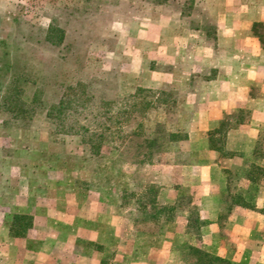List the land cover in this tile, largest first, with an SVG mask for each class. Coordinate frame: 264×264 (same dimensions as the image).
Wrapping results in <instances>:
<instances>
[{"label": "rangeland", "instance_id": "1", "mask_svg": "<svg viewBox=\"0 0 264 264\" xmlns=\"http://www.w3.org/2000/svg\"><path fill=\"white\" fill-rule=\"evenodd\" d=\"M194 1V16L185 17L179 15L175 0L163 4H155L152 0H0V198L11 201L15 191L11 186L18 180V171L23 170V182L30 187L28 191L33 196L38 199L51 196L55 202L49 205L54 209L63 207L60 209L66 213L76 212L81 219L78 222L71 219L51 222L49 228L57 229L58 234L53 232L49 237L52 248L47 253L41 250L42 231L36 232L35 228L39 264H50L49 258H52V264H205V258L197 250L214 254L210 252L212 245L207 235L210 233L209 222L199 218L195 203L197 190L189 186L194 182V174H182L176 195L179 204L165 203L162 193L166 184H177L169 170L160 165L162 161L174 160L171 154L163 156L162 151L170 146L177 148L165 143L171 130L176 129L178 113L188 117L194 109H183L174 103L160 106L155 101L156 94L149 92L123 99L133 83L125 71L129 65L126 63L121 71V61L132 58L136 66L135 54H129L130 41L146 35L145 31L138 30H145L141 22L156 14L179 17V28L190 37L200 39L201 33L195 31V26L204 21L210 7L220 6L223 0ZM84 8H89L88 14L80 11ZM52 20L73 32L79 49V54L71 56L67 67L56 64L57 75L64 71L70 79L79 74L80 64L87 56V68L82 71V78L96 88L95 99L84 112L80 111L81 114L69 113L59 118L45 117L40 105L20 115L6 111L1 106V98L13 86L12 78L24 69L35 80L43 74L45 99H56L58 87L52 84V65L59 53L56 48L36 42L37 32L45 29ZM208 24L213 26L212 22ZM254 27L260 36H264L262 24ZM149 30V37H160L150 27ZM204 41L202 39V43ZM202 66L203 70L209 68ZM180 68L187 73V65ZM32 90L33 86L28 84L27 94L21 97H28ZM168 97L176 99L177 91L169 89L163 95V98ZM101 100L109 103L107 108L95 109ZM241 114L242 118L248 115L246 112ZM74 120L89 125L90 129L96 128L98 120L106 122L109 129H105L106 139L99 154L90 152L89 145L75 134L82 129L71 125ZM226 127L227 124L223 126ZM256 151L264 153V130L260 133ZM12 161L23 168H11ZM185 161L181 157L179 162ZM238 169H225L227 187L223 195L226 202H230L229 206L226 203V210L232 203H243L246 197L252 198L257 193ZM247 175L264 183V169L256 165L248 169ZM70 195L80 199L82 205L65 206ZM100 207L103 215L96 216ZM113 214L117 215L115 224L112 223ZM223 216L219 223L224 227L226 215ZM30 222L25 219V223ZM72 223L82 224L89 235H76V226ZM32 234L28 242L32 240ZM28 242L21 248L25 247L24 253L18 251L20 256L15 264H32L23 261L26 256L30 260L31 254L27 251L32 249V244L28 248ZM252 255L247 260L242 259L241 252L236 255L237 260L217 255L226 258L227 262L214 264H235L237 261L238 264L242 261L264 264V254Z\"/></svg>", "mask_w": 264, "mask_h": 264}, {"label": "crops", "instance_id": "2", "mask_svg": "<svg viewBox=\"0 0 264 264\" xmlns=\"http://www.w3.org/2000/svg\"><path fill=\"white\" fill-rule=\"evenodd\" d=\"M208 14L216 25L214 39L207 38L199 28L194 30L201 33L200 39L190 37L184 29L179 28V17L156 14L146 18L141 22L145 30L138 29L145 31L144 38L130 41L129 54H135L137 64L133 65L132 58H127L121 61V71H124L127 63L129 68L125 71L133 83L128 95L138 88L163 92L174 89L177 91L176 99L168 97L159 105L174 103L183 109H194L188 117L178 113L176 129L171 130L170 138L165 143L177 148L170 146L162 151L163 156L171 154L174 160L162 161L161 167L169 170L170 175L177 179L176 186L168 183L162 188L164 202L179 204L176 195L182 174H194V182H190L189 186L197 190L195 203L199 218L209 222L210 233L207 235L212 245L210 252L234 260L241 252L242 259L247 260L251 254H264V183L247 175L253 165L264 169V153L256 151L260 133L264 130V36H260L254 27L258 23L264 26V0H223L220 6L210 7ZM149 27L160 37H149ZM202 39H205L203 43ZM184 64L188 66L187 73L180 68ZM202 65L209 68L203 70ZM242 112L248 115L242 118ZM222 123L223 126L227 124L226 129L216 131ZM181 157L186 161L179 162ZM11 164V168H23L16 166L14 161ZM236 168L257 193L252 198L246 197L243 203H232L230 209L226 210L227 202L223 195L227 187L225 169ZM22 171H18V180L11 186L15 190L11 201L0 198V264L17 262L20 256L18 251L24 253L25 247L21 248L30 239L31 232L32 240L27 244L28 248L32 244V249L27 251L31 254L28 256L30 260L26 256L23 261L39 264L35 228L36 232L42 231L41 250L47 253L52 248L49 237L53 232L58 234L57 229L49 228L51 222L59 219L81 220L76 212L68 211V215L60 209L63 207L54 209L49 205L55 202L51 196L47 199L33 196L28 191L30 187L23 182L25 177ZM20 173L22 175L18 176ZM31 188L34 189V186ZM82 203L73 195L65 200V206L69 204L74 208ZM227 204L229 206L230 202ZM102 215L103 208L100 207L96 216ZM223 215H226L224 227L219 223ZM27 218L31 222L22 230ZM112 219L115 224L117 215L113 214ZM72 225L76 226H73L76 235H89L88 230L81 227L82 224ZM12 228L18 232L12 233ZM11 252L13 254L10 255ZM48 261L52 264L53 260L49 258ZM241 264L246 263L242 261Z\"/></svg>", "mask_w": 264, "mask_h": 264}, {"label": "trees", "instance_id": "3", "mask_svg": "<svg viewBox=\"0 0 264 264\" xmlns=\"http://www.w3.org/2000/svg\"><path fill=\"white\" fill-rule=\"evenodd\" d=\"M178 8L180 10L181 15L185 17H193L195 14L194 8V0H175ZM155 4H163L169 2V0H152ZM89 8H84V14H88ZM212 22L213 26H209L208 23ZM195 28H199L202 32L205 33L206 37L209 39L216 38V25L214 20L210 17L209 14H206L204 17V21L201 23H197ZM72 31L68 32L65 26L59 23L57 20H52V22L43 30L38 31L36 34V42L39 44H44L48 48H56L58 51V59L56 60L55 64L52 65L53 76H52V84L57 85L58 87V95L54 100H46L45 99V89L44 84L42 82V76L35 79L31 78L30 72L26 71L25 69L20 72L19 76H14L12 78V87L8 90V92L1 98V106L6 110L13 112L15 115H20L25 113L28 110L34 109L35 105H40V107L44 110V116L47 118H54V117H61L65 114L84 112L86 108L91 105L92 99H95V87L91 84V82L85 79L83 76V72L87 67L88 57L86 56L80 64V73L73 76L72 78L68 79L67 75L64 71L60 72L58 75L56 73V64L60 63L62 65L69 64V59L72 55H78V48L76 47L78 44L75 42L74 38L72 37ZM71 34V36H70ZM58 65V64H57ZM59 77V78H58ZM51 78V77H50ZM20 79V80H19ZM68 79V80H67ZM21 82V85L19 83ZM30 84L33 86V90L31 94L26 97L22 98L21 95L27 94L26 93V86ZM48 85V84H47ZM142 92H149L152 94H156L155 101L157 103L167 101V98H163L165 92L151 90V89H144L138 88L133 94L125 96L123 99H131L136 98ZM108 102L105 100H101L100 105L96 106L95 109H106L108 106ZM107 105V106H106ZM94 110V108H91ZM81 111V112H80ZM63 118V117H62ZM80 121V120H79ZM78 120H74L73 127L77 125V128L82 129L75 134L80 137V140L87 145H89V150L93 154H98L103 141L106 139V130H108V126L106 122L102 120L96 121V128L90 129L89 125L79 123ZM76 127V126H75ZM102 127V128H101ZM223 128V123L220 125L216 131H219ZM106 129V130H105ZM25 222V221H24ZM27 223H24V227L22 230L25 229ZM18 231L13 230L12 233H17ZM23 233V232H20ZM197 253L202 255L205 260L203 263L205 264H214L215 262L218 263H226L227 260L220 256L202 252L197 250Z\"/></svg>", "mask_w": 264, "mask_h": 264}]
</instances>
